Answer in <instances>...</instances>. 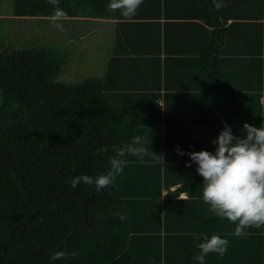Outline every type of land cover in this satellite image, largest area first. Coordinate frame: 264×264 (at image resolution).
Returning a JSON list of instances; mask_svg holds the SVG:
<instances>
[{"label": "trees", "instance_id": "obj_1", "mask_svg": "<svg viewBox=\"0 0 264 264\" xmlns=\"http://www.w3.org/2000/svg\"><path fill=\"white\" fill-rule=\"evenodd\" d=\"M200 2L214 30L192 66L207 88L174 109L207 110L210 120L196 151L214 153L211 141L224 123L239 128L251 124L252 116L217 64L225 31L218 28L213 1ZM108 3L60 0L59 7L68 18L100 17ZM53 12L48 0H13L15 16L49 18ZM5 23L0 18V34ZM61 68V57L48 49H0V264H131L128 220L116 215L125 209L114 183L97 191L94 184L73 189L70 182L79 175L107 174L112 146L131 142L148 108L109 106L99 78L57 81ZM105 146L109 151L98 154ZM196 168L195 163L183 188L202 187ZM223 221L215 215L205 223ZM58 251L75 255L52 260Z\"/></svg>", "mask_w": 264, "mask_h": 264}, {"label": "crops", "instance_id": "obj_2", "mask_svg": "<svg viewBox=\"0 0 264 264\" xmlns=\"http://www.w3.org/2000/svg\"><path fill=\"white\" fill-rule=\"evenodd\" d=\"M212 1L218 28L225 31L217 64L242 93L250 125L264 127V0ZM218 2L224 7L217 9ZM86 20L95 44L107 46L103 76L97 77L104 103L148 108L133 135L149 140V152L162 158L160 163L149 155L141 163L128 155L114 182L127 212L131 264H198L196 244L202 241H194L192 233L229 241L223 258L210 253L205 264H264V227L248 229L247 237L235 236V225L227 220L210 227L205 221L215 214L201 199L202 187L183 188L195 165L187 153L196 151L210 120L202 107L174 109L207 88L204 75L192 66L214 30L200 0H143L133 18L106 10L105 16ZM231 131L246 135L243 127Z\"/></svg>", "mask_w": 264, "mask_h": 264}, {"label": "clouds", "instance_id": "obj_3", "mask_svg": "<svg viewBox=\"0 0 264 264\" xmlns=\"http://www.w3.org/2000/svg\"><path fill=\"white\" fill-rule=\"evenodd\" d=\"M54 12L49 17L51 25L59 31H64L62 21L66 20L67 13L59 7L60 0H48ZM143 0H109L107 9L111 12L119 11L124 18H133ZM215 7H224L223 3H216ZM246 135L243 138L232 134L231 128L224 123L211 143L216 145L215 152L206 150L189 152L190 161L197 164L196 171L203 178L201 199L209 206V211L217 217L226 219L235 225L234 235L247 237L250 228L264 227V127H255L248 123L243 124ZM149 140L145 137L134 136L130 143L119 146L113 145L114 155L109 158L110 170L107 174L95 177L79 175L71 180V187L75 189L79 184L95 185L96 190L112 185L127 164L126 156H136L143 163V158L153 156L162 163V158L149 152ZM109 151L107 146L97 150L98 154ZM179 155L185 153L176 149ZM190 167V163H186ZM121 220L127 219V212H117ZM199 254L194 258L198 264H205V257L215 253L220 258L226 254L229 241L218 234L210 236L204 233H192ZM75 253L58 251L51 257L52 260L67 259Z\"/></svg>", "mask_w": 264, "mask_h": 264}, {"label": "rangeland", "instance_id": "obj_4", "mask_svg": "<svg viewBox=\"0 0 264 264\" xmlns=\"http://www.w3.org/2000/svg\"><path fill=\"white\" fill-rule=\"evenodd\" d=\"M0 18L6 22L5 33L0 34V49L12 46L55 52L62 59L57 81L78 82L103 76L106 58L102 54L107 46L95 44L94 33L86 20L94 16L69 17L62 21L64 31H59L51 25L49 18L15 16L13 0H0Z\"/></svg>", "mask_w": 264, "mask_h": 264}]
</instances>
